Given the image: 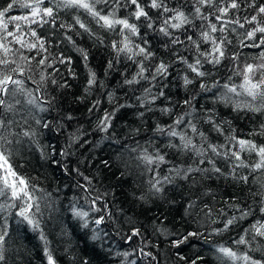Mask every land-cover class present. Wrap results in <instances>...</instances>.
Here are the masks:
<instances>
[{
	"label": "snow or ice",
	"instance_id": "snow-or-ice-1",
	"mask_svg": "<svg viewBox=\"0 0 264 264\" xmlns=\"http://www.w3.org/2000/svg\"><path fill=\"white\" fill-rule=\"evenodd\" d=\"M17 7L24 14L12 15ZM64 10L73 12L72 23L60 19ZM82 15L90 18L89 23ZM91 24L114 38L105 43ZM151 33L161 37L158 48ZM84 36L93 47L104 46L110 52L105 75L118 71L116 66L123 61L135 66L134 73L119 74L122 85L133 92L137 107L143 109L136 113L138 118L155 111L151 105L157 101L161 102L158 110L173 117L170 123L154 127V134L166 142L157 146L150 139L152 151L139 142L125 148L129 160L124 162L120 177L130 174L134 166L139 175L148 176V193L159 199L165 198L169 188L186 187L187 193L181 195L183 215L190 218L186 222L196 225L191 231L170 232L160 220L153 224V232L165 240L156 244L144 236L138 221L128 216L124 223L129 231L122 238L129 245L135 242V247L124 255L137 254L139 264H168L169 258L163 254L166 242L168 248L176 249L172 255L177 264H208L202 255L186 257L181 246L193 240L208 244L211 237L239 228L237 235L230 237L235 248L214 246L221 264H264V0H7L0 6V264H13L6 246L18 229L10 232L9 217L19 218V223L38 233L46 264H59L41 227L45 213L51 218L57 211V200L41 187V176L25 170L32 166L25 156L28 152L39 153L41 168L56 165L84 181L78 179L76 187L86 193L88 210L75 202H70L69 210L81 227L94 226L90 229L93 240L101 239V234L108 236L105 228L113 220L114 205L107 197L113 193L101 192L78 167L70 169L64 163L70 155L68 147L79 137L59 151L40 140L39 129L62 127L55 118L46 121L42 115L54 104L49 85L71 87L59 66L65 67L68 76L76 77L73 57L66 55L62 46H71L87 67L90 52L74 38ZM178 65H183L182 73ZM124 67L126 72L127 65ZM176 77L186 91L191 87V92L168 106L164 104L169 100L165 89ZM142 82L146 85L141 89L143 98L135 96ZM93 86L105 87L88 68L84 93L91 94ZM106 96L113 105L110 110L100 109V99L88 108L89 113L102 112L95 128L104 133L121 109L133 107L119 103L115 92ZM198 96L210 100L211 106L201 105ZM178 107L182 109L179 113L174 111ZM220 108L235 114L234 119H259L260 123L245 131ZM65 118L72 119L70 115ZM133 131L139 134L140 130ZM84 143L87 141H81V146ZM169 151L175 159L169 157ZM100 163L105 169L112 167L109 160ZM206 181H222L238 191L218 199L216 189ZM253 183L259 184L255 191L250 187ZM134 198L142 204L148 200L146 195ZM167 202L175 204L176 200ZM241 222L246 226L241 227Z\"/></svg>",
	"mask_w": 264,
	"mask_h": 264
},
{
	"label": "trees",
	"instance_id": "trees-1",
	"mask_svg": "<svg viewBox=\"0 0 264 264\" xmlns=\"http://www.w3.org/2000/svg\"><path fill=\"white\" fill-rule=\"evenodd\" d=\"M7 0H0V6L6 4ZM12 15L24 14V10L16 8L11 13ZM73 12L64 10L60 13V19L64 22L72 23ZM85 23H89L90 18L81 16ZM94 31L105 38V43L110 37L103 30L98 29L94 24L90 25ZM152 43L158 48L161 37L155 33H151ZM81 47L89 50V60L87 67L81 61L80 55L71 46H62L65 54H70L73 57L72 67L76 73V77L68 76L64 66L60 67V72L64 74L70 88L61 89L55 85H49L48 92L54 97L52 110L42 113L46 121H52L55 118L56 122L62 127L55 130L39 129L42 133L40 140L44 145H52L57 151L69 145L75 137H79L71 147H68L70 155L64 158V163L70 169L79 168L84 175L89 176L93 185L101 192L109 191L113 193L107 197L114 207H112L113 220L106 226L105 231L108 232L107 237L93 240L90 224L89 229L81 227V222L72 216L69 210L70 202H75L77 207L87 211L88 205L85 202L86 193L76 187V182L79 177L73 172L71 175L65 174L56 165H47L40 167L39 153L28 152L26 158H30L32 166H26L25 170L31 175L41 176V187L47 188L52 192L57 200V211L51 214L45 213L44 220L41 224L47 238L50 242V248L53 254L58 258L59 264H80L81 261H87L88 264H132L136 261L139 264L141 258L133 253L125 256L124 253H132L135 247V242L129 245L122 237L124 233L129 231V226L124 223L128 216L138 221L144 236L153 243L159 244L165 240L158 232H153V224H159L163 220V227H167L170 232H184L193 230L196 225L186 222L190 218H185L183 215L184 199L181 198L182 193H187V188L173 191L168 189L165 198L159 199L148 193L147 175H139L138 170L133 166L129 169L130 174L120 177V172L124 171L123 164L129 160V153L125 151L127 147H134L137 142L142 147H148L152 151V147L148 144L151 139L157 146L161 141H165L164 137H159L154 134L156 123L164 125L170 123L173 117L162 114L158 109L161 107V102L157 101L151 107L156 109L153 112H145L143 119L137 117L136 113L143 109L137 107L138 102L135 100L133 92L128 86L122 85L123 76L119 73L130 74L135 72V66L128 61H123L117 64L118 71H109L105 75L106 61L111 58L110 52L104 46H92V41L87 36L74 37ZM161 52L162 49H159ZM247 51V50H245ZM189 54L190 53H186ZM127 65L125 72L124 65ZM88 68L93 69L97 73L98 80L103 81L105 87L93 86L91 94H85L84 88L87 85ZM178 69L183 71V65H178ZM131 78V75H129ZM146 86L143 82L136 88L135 96L143 98L144 93L142 87ZM155 91V89H153ZM169 96V100L164 101V104L171 106L177 101L183 100L190 95L191 87L185 90L182 87V81L179 77L168 83L165 89ZM107 92H115L119 98V103H128L133 107L129 109H121L113 120V126L109 128L108 133L98 132L95 128L97 117L102 115V112L97 110L92 113L88 112V108L96 99L101 100L100 109H111L113 105L107 102ZM83 97V100H81ZM201 105L211 106L210 100L197 97ZM219 107V106H218ZM175 112L182 111L181 108H175ZM220 111L234 119L235 114L228 113L227 109L220 108ZM71 116L68 120L65 117ZM259 119L248 120L234 119V124L245 131L253 126H258ZM139 129V134L133 130ZM84 133H87L84 135ZM215 134H213L214 136ZM110 137V138H105ZM81 141H87L81 146ZM123 145L124 147H121ZM169 157L175 159L173 153L169 151ZM60 159V157H56ZM102 160H109L112 164L110 169H105L100 163ZM182 160H177V163H182ZM34 166V167H33ZM81 183H84L80 179ZM211 187L216 189L218 199L220 196L230 194L238 189L225 185L222 181L212 183L206 181ZM247 187V186H246ZM253 191L259 188L258 183L250 185ZM59 189V191H54ZM246 195V193H240ZM146 195L147 203L142 204L134 197ZM78 198V199H76ZM176 200L175 204H169L167 201ZM249 202L251 197H248ZM123 209V212L120 211ZM15 211V210H13ZM91 215V214H90ZM19 218L9 217L10 232L12 229H18L12 234L8 242L7 248L10 249L9 255L13 258V264H16L18 258L19 264H46L44 258V245L39 239L36 232L31 231L30 227L18 222ZM246 226L241 222V227ZM215 227V225H213ZM204 231L205 229H201ZM239 232V228L231 233H225L223 236L211 237V243L205 244L202 240H193L187 245H182V254L189 258H195L197 255H202L208 264H221L218 259V253L215 251L216 245H225L236 247L230 237H235ZM171 238V237H169ZM151 247V246H150ZM176 249L168 248L165 242L163 254L168 259V264H177L176 257L172 253ZM178 264H184V261H179Z\"/></svg>",
	"mask_w": 264,
	"mask_h": 264
}]
</instances>
